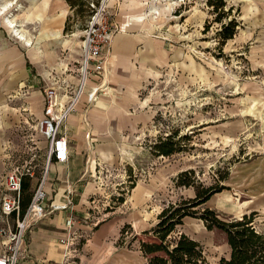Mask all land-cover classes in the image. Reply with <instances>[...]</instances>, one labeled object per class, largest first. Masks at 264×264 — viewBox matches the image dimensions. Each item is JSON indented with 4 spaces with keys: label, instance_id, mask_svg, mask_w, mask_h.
Returning a JSON list of instances; mask_svg holds the SVG:
<instances>
[{
    "label": "rangeland",
    "instance_id": "obj_1",
    "mask_svg": "<svg viewBox=\"0 0 264 264\" xmlns=\"http://www.w3.org/2000/svg\"><path fill=\"white\" fill-rule=\"evenodd\" d=\"M208 1L155 2L161 11L156 18L157 25L175 48L173 59L161 67L159 76L149 79L140 95L142 99H148L145 109L152 111L153 119L139 127L133 140L126 142L118 162L109 165L112 168L105 167L107 162L102 164L105 168H101L100 180L105 188V198L96 208L88 209V216H79L77 230L81 236L77 240L74 264H103V260L100 261L103 256L87 253L85 243L97 226L117 208L121 207L118 214L127 218L146 217L157 222L156 205L162 207L168 204L167 200L174 199L173 180L175 184L176 180L172 176L174 173L169 174V169H194L199 183L226 185L227 188L216 193L209 202L212 209L232 218L250 214L257 208L255 225L264 231V197H253L264 180L262 183L257 181V187H251V190L245 189L250 187L255 172L260 170L249 169V166L261 149L264 130V61L251 52L245 27L240 29L242 12L251 0H226V9L230 6L234 9L222 22L215 21L216 13ZM19 3L24 5L25 0H19ZM118 7L117 4L111 5L109 0L108 9L114 21L120 16ZM15 13L22 14L20 11ZM232 17L240 22L238 31L233 40L221 45L219 31L222 23ZM3 20L5 22L4 17ZM84 25L83 17L71 15L70 29L63 35L73 38V42L55 49L56 61L52 64L57 62L55 66L68 64L70 67L69 62L78 58L82 40L80 32ZM31 32L37 35L34 25ZM73 33L78 35L72 37ZM36 122L34 119L25 120L21 125L9 128L10 139L5 145V153L9 155L6 158L10 169L32 166L36 179H39L47 160V143L36 128ZM174 132H177L175 139L180 140L183 150L170 156L157 155L154 145ZM246 180L250 181L247 185ZM137 184L155 186L152 196L142 206L131 202ZM191 218L178 226L169 239L175 240L181 230L185 231L203 245L212 264H217L222 256H229L225 233L207 231L200 219ZM126 224L121 225L119 235L112 241L118 248L139 255V264H146L148 259L140 249V240L146 236L142 232L137 234L131 224L122 233ZM83 226L86 228L84 232Z\"/></svg>",
    "mask_w": 264,
    "mask_h": 264
},
{
    "label": "crops",
    "instance_id": "obj_2",
    "mask_svg": "<svg viewBox=\"0 0 264 264\" xmlns=\"http://www.w3.org/2000/svg\"><path fill=\"white\" fill-rule=\"evenodd\" d=\"M156 1L159 0H110L111 5L119 6L120 16L116 20L119 30L111 44L108 94L98 96L93 103L88 102L86 93L81 97L77 111L66 122L69 160L64 163L54 161L50 165L46 183L49 199L58 204L66 203L68 198L73 199L75 230L80 227L79 216L86 217L89 215L88 209L96 208L104 201L101 168H112L109 165L118 162L126 142L133 140L139 127H144L154 117L152 111L145 109L148 99H142L140 95L149 79L159 76L161 67L173 59L175 51L171 47L173 44L167 41L171 39L157 25L156 18L161 11ZM6 4L8 11H4ZM247 5L245 12H242L240 29L245 27L251 52L264 61V0H251ZM7 15L17 22L24 33V40L14 36L12 29L5 24L3 17L6 20ZM71 15L75 16L67 0H25L21 6L19 0H0V228L3 225L1 198L5 193L2 180L10 170V162L6 158L9 155L5 153V145L10 139L9 128L21 125L25 120L38 121L43 117L44 89L51 84L54 70L62 68V65L55 66L57 62L52 64L56 61L55 49L73 42V38L63 35ZM33 25L36 36L31 32ZM77 35L73 33L72 37ZM81 45L82 40L78 58L69 62L71 66L65 74L70 82L68 94L73 93L79 82V65L76 66V63L81 60ZM91 85L92 82L89 88ZM261 145L257 157L251 160L252 165L249 166V169L260 170L255 172L252 183L244 181L245 185L250 182L246 190L257 187V181L262 183L264 180V130ZM105 162L108 164L104 167L102 164ZM181 171L169 169V174L174 173L172 176L176 180V175ZM28 179L30 191L33 192L39 179ZM158 181L165 184L162 180ZM154 190V185L137 184L133 188L131 202L144 205ZM173 193L174 199L167 200L168 204L196 196L194 187L177 186L174 180ZM258 195L264 197V184L257 187L253 197L257 198ZM211 199L206 203L210 208ZM167 205H156V216ZM119 210L121 207L110 212L112 215L97 226L85 243V250L99 257L102 255L100 261L103 260V264H139V255L118 248L112 239L119 235L124 223L131 224L136 233L140 234L150 230L157 222L146 217L139 218L138 215V218H127L118 214ZM253 211L259 212V209ZM70 215V209L49 211L30 228L26 235L27 264H65L64 246L60 240L68 234L66 222ZM186 219L192 218L186 217L185 222ZM82 229L84 232L86 228L83 226ZM181 233L186 232L181 230ZM1 240L0 235V250Z\"/></svg>",
    "mask_w": 264,
    "mask_h": 264
},
{
    "label": "built area",
    "instance_id": "obj_3",
    "mask_svg": "<svg viewBox=\"0 0 264 264\" xmlns=\"http://www.w3.org/2000/svg\"><path fill=\"white\" fill-rule=\"evenodd\" d=\"M108 2L109 0H86L90 14L82 30L79 82L76 89L68 94V76L62 77L69 72L68 64L54 70L51 84L44 89V115L36 122V128L47 141V160L24 213L21 206L23 182L27 178L35 177L32 166H15L2 180L5 193L1 198L3 225L0 228V264H27V232L49 211L66 209H70L72 215L66 222L68 234L60 242L64 246V263L75 262L76 244L81 235L75 230L74 201L72 198H68L63 204L50 201L46 190L47 175L51 163H64L69 160L70 145L66 122L77 111L81 97L86 93L88 102L93 103L98 96L108 94L111 44L119 30L117 21L110 17ZM90 82L92 85L89 88Z\"/></svg>",
    "mask_w": 264,
    "mask_h": 264
},
{
    "label": "trees",
    "instance_id": "obj_4",
    "mask_svg": "<svg viewBox=\"0 0 264 264\" xmlns=\"http://www.w3.org/2000/svg\"><path fill=\"white\" fill-rule=\"evenodd\" d=\"M76 16L87 20L90 12L86 0H67ZM208 4L216 13L215 21L222 22L223 18L231 15L233 6L227 8L226 0H209ZM240 22L232 17L222 23L219 31L220 44L232 39ZM70 29L68 20L65 32ZM177 132L159 139L153 149L157 155L170 156L183 150L180 140H176ZM176 185L181 187H194L196 196L183 199L176 203H169L158 215L157 223L150 229L143 231L146 238L140 240V249L148 261L146 264H212L204 252L203 245L186 233H181L175 240L169 236L176 228L183 224L186 217H194L204 222L207 230L218 229L225 233L230 247L229 256H222L217 264H264V232L259 231L255 225L257 211L244 214L242 217L227 218L215 209L206 206V203L218 192L227 188L215 182L211 185L199 183L194 169L183 170L176 177ZM30 179L23 182L22 213L31 201ZM126 224L121 232L125 233ZM134 238H137L135 235Z\"/></svg>",
    "mask_w": 264,
    "mask_h": 264
},
{
    "label": "bare ground",
    "instance_id": "obj_5",
    "mask_svg": "<svg viewBox=\"0 0 264 264\" xmlns=\"http://www.w3.org/2000/svg\"><path fill=\"white\" fill-rule=\"evenodd\" d=\"M8 4H6L5 5V7H4V11H8V6H7ZM11 7V6H10ZM6 24H7V26L10 28V29H12V31H13V34L17 37V38H19V39H21V40H24L25 39V37H24V33L19 29V25L17 24V22H15L13 19H11L8 15L6 16ZM26 41V40H25ZM26 44L27 45H30V43L29 42H27L26 41Z\"/></svg>",
    "mask_w": 264,
    "mask_h": 264
}]
</instances>
